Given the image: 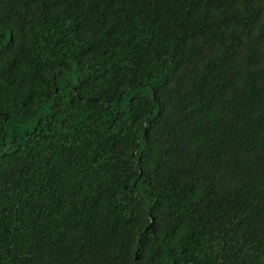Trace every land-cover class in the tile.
<instances>
[{
  "label": "trees",
  "instance_id": "16d2710c",
  "mask_svg": "<svg viewBox=\"0 0 264 264\" xmlns=\"http://www.w3.org/2000/svg\"><path fill=\"white\" fill-rule=\"evenodd\" d=\"M0 264H264V0H0Z\"/></svg>",
  "mask_w": 264,
  "mask_h": 264
},
{
  "label": "water",
  "instance_id": "95a60500",
  "mask_svg": "<svg viewBox=\"0 0 264 264\" xmlns=\"http://www.w3.org/2000/svg\"><path fill=\"white\" fill-rule=\"evenodd\" d=\"M150 226H151V224H150ZM150 226L148 227V229L150 228ZM148 229H146V231H147Z\"/></svg>",
  "mask_w": 264,
  "mask_h": 264
}]
</instances>
